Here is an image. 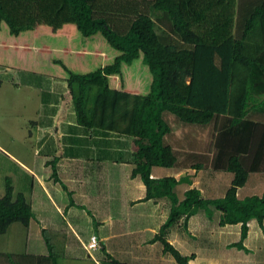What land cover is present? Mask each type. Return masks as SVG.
<instances>
[{
  "label": "crops",
  "instance_id": "1",
  "mask_svg": "<svg viewBox=\"0 0 264 264\" xmlns=\"http://www.w3.org/2000/svg\"><path fill=\"white\" fill-rule=\"evenodd\" d=\"M77 37L70 23L55 29L38 23L17 35L10 33L5 21L0 24V197L10 178L14 194L23 193L33 211L28 227L14 222L2 233H22L23 241L17 249L0 245V264H11L10 255L20 257L22 264H46L44 227L66 236L61 264H105L106 253L131 264H178L155 240L169 218L171 200L147 198L141 175L133 174L145 161L138 137L88 127L77 119L64 66L88 72L92 62L104 60L100 67L108 59L102 37L81 42ZM88 55L97 60L90 62ZM140 79L112 74L109 83L145 95L153 76L145 84ZM257 116L264 120V113ZM167 118L174 120L172 115ZM206 129L175 128L171 143L177 165L152 167L154 178L181 179L176 187L180 199L193 187L205 198L223 197L234 177L218 168L214 137ZM260 164L238 188L240 198L264 193V156ZM220 215L212 204L200 208L189 217L187 227L182 216L167 229L166 237L182 254L194 255L191 264H264V221L263 226L257 219L248 222L244 249L234 245L241 239L242 224L221 225ZM92 235L99 241L94 250L87 247Z\"/></svg>",
  "mask_w": 264,
  "mask_h": 264
},
{
  "label": "trees",
  "instance_id": "2",
  "mask_svg": "<svg viewBox=\"0 0 264 264\" xmlns=\"http://www.w3.org/2000/svg\"><path fill=\"white\" fill-rule=\"evenodd\" d=\"M155 17L166 19L165 34L157 31ZM2 21L14 35L38 23L54 29L70 23L83 36L103 37L115 48L114 59L94 70L75 72L64 66L67 83L81 124L138 137L145 161L133 174L141 175L147 198L166 196L172 203L155 240L178 264H191L194 255L182 254L166 231L182 216L187 227L192 214L212 204L221 211V225L242 224L234 245L246 249L248 222L257 219L263 226L264 221V193L237 194L264 156V120L257 116L264 113V0H0ZM140 56L153 76L150 92L111 87L109 76L122 74L123 65ZM189 125L208 128L218 168L234 173L223 197L205 198L193 187L180 199L176 187L181 179L151 175L154 165H177L174 130ZM13 191L7 178L0 197V233L14 222L28 227L33 216L26 196ZM42 234L49 248L46 264H61L65 234L46 227ZM106 256L105 264H131ZM10 258L11 264H22L18 256Z\"/></svg>",
  "mask_w": 264,
  "mask_h": 264
},
{
  "label": "rangeland",
  "instance_id": "3",
  "mask_svg": "<svg viewBox=\"0 0 264 264\" xmlns=\"http://www.w3.org/2000/svg\"><path fill=\"white\" fill-rule=\"evenodd\" d=\"M155 19L157 21V31L160 34H165V31L167 30L166 19H158V17H155ZM77 34L79 36L76 39L77 41L81 42L83 40L90 39V38H87V37L83 36V34L80 33V31H78V30H77ZM103 40L105 41V46L107 48V49L105 48V50L108 53V59L107 60L105 59V60H106L107 63H109V62H111L113 60V58L115 57V54H117L118 51L115 48H113L104 38H103ZM62 45H63V43H62ZM65 46H66V44H65ZM113 54H114V56H113ZM111 55H112V57H111ZM87 58H88V60H90V62L92 60L93 61L97 60V57L94 59V58H92L91 55H88ZM98 61L99 62L96 63V64H94L93 62L90 64V66L94 65L93 68H91L92 70L96 69L97 67H99V65L101 63H103L104 60H100L99 59ZM22 64H24V63L22 62L20 67H22V69H23L25 66H23ZM28 67L32 68L30 70H35V68H36V66L32 67L31 65H29ZM122 75H123V79L124 80H129V81L132 80V79H137L138 80V79L141 78L140 80H143L142 82H144V84L145 83H149L151 81V79H152V73H151L148 65L143 62L142 56H140L139 58L135 59L131 64H124L123 65V73H122ZM18 224H20V223H18ZM20 226H22V225L20 224ZM21 241H23V234L22 233L16 234L13 231H10L6 235H3L2 233H0V245H3V246L4 245H15L16 249H17V248H20V245H22Z\"/></svg>",
  "mask_w": 264,
  "mask_h": 264
},
{
  "label": "built area",
  "instance_id": "4",
  "mask_svg": "<svg viewBox=\"0 0 264 264\" xmlns=\"http://www.w3.org/2000/svg\"><path fill=\"white\" fill-rule=\"evenodd\" d=\"M87 245H88L87 247L91 250L97 249L99 247V241L97 236L92 235Z\"/></svg>",
  "mask_w": 264,
  "mask_h": 264
}]
</instances>
